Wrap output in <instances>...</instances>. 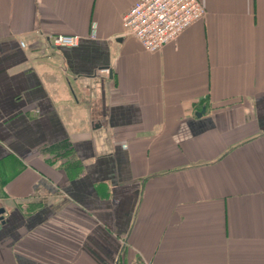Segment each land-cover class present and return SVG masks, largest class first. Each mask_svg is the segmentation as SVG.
I'll return each mask as SVG.
<instances>
[{
  "label": "crops",
  "instance_id": "crops-1",
  "mask_svg": "<svg viewBox=\"0 0 264 264\" xmlns=\"http://www.w3.org/2000/svg\"><path fill=\"white\" fill-rule=\"evenodd\" d=\"M136 1L0 0V264H264V0Z\"/></svg>",
  "mask_w": 264,
  "mask_h": 264
},
{
  "label": "built area",
  "instance_id": "built-area-1",
  "mask_svg": "<svg viewBox=\"0 0 264 264\" xmlns=\"http://www.w3.org/2000/svg\"><path fill=\"white\" fill-rule=\"evenodd\" d=\"M204 15L201 0H137L122 16V26L125 34L135 37L146 50L156 52ZM52 44L75 47L78 38L57 35ZM21 46L25 44L21 42Z\"/></svg>",
  "mask_w": 264,
  "mask_h": 264
}]
</instances>
